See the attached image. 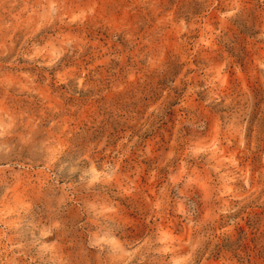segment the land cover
Masks as SVG:
<instances>
[{"label":"rangeland","instance_id":"rangeland-1","mask_svg":"<svg viewBox=\"0 0 264 264\" xmlns=\"http://www.w3.org/2000/svg\"><path fill=\"white\" fill-rule=\"evenodd\" d=\"M0 264H264V0H0Z\"/></svg>","mask_w":264,"mask_h":264}]
</instances>
